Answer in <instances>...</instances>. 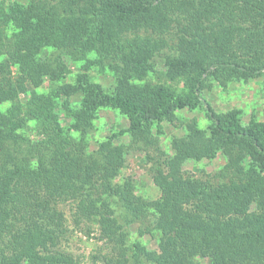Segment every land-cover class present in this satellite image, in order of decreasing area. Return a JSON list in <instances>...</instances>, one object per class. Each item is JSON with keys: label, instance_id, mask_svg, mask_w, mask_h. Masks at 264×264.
<instances>
[{"label": "trees", "instance_id": "obj_1", "mask_svg": "<svg viewBox=\"0 0 264 264\" xmlns=\"http://www.w3.org/2000/svg\"><path fill=\"white\" fill-rule=\"evenodd\" d=\"M157 56L181 88L143 82ZM65 58L83 62L75 82L66 81ZM92 65L109 68L113 88L94 80ZM262 76L264 0L0 1V104L12 103L0 110V264H77L62 247L69 201L75 219L96 223L112 244L104 264H264V119L202 105L215 82L226 88L235 77ZM102 107L129 125L89 150ZM200 107L207 124L188 121L172 140L174 156L161 149L153 129L163 133L177 111ZM28 121L42 130L39 140L24 137ZM124 133L132 146L158 151L146 154L161 178L159 198L138 194L131 177L116 181L126 152L116 137ZM218 153L226 162L212 175L184 169ZM150 217L159 251L140 242L134 251L127 225Z\"/></svg>", "mask_w": 264, "mask_h": 264}, {"label": "rangeland", "instance_id": "obj_2", "mask_svg": "<svg viewBox=\"0 0 264 264\" xmlns=\"http://www.w3.org/2000/svg\"><path fill=\"white\" fill-rule=\"evenodd\" d=\"M4 2H10L12 0H0ZM24 1V0H21ZM170 52L169 49H164V53ZM164 53L162 55H164ZM69 64L71 72L67 75L66 81L75 82L76 76L82 70L81 66L83 62H72L70 59L65 58ZM156 70L151 72L143 82L146 80L152 83L167 82L173 86L181 88V82H172L165 76V67L163 64V56H157ZM15 67H13V72ZM96 82L101 83L106 89H111L115 85L116 79L113 73L108 67H105L103 71H100L98 66H91L89 71ZM48 77L39 91H45L48 89ZM27 95H21L20 99L25 100ZM74 105L80 104V97L72 99ZM206 103L217 111L223 112L232 108H240L242 110V117L244 121H248L251 118H257L259 120L264 119V76L244 81L241 78L235 77L233 81L229 83L226 88L220 86L215 82L211 89L205 90L202 93V105L206 107ZM12 106L11 102H4L0 104V110L6 112V110ZM203 107L192 109H184L177 111L172 119L163 122V133H157V128L153 129V135H156L159 140V146L169 155L174 156L175 151L172 148V140L174 136H180L185 133V125L188 121L196 118L200 126L204 127L208 119L205 115ZM61 123L68 126L71 123V118L65 116V113H60ZM30 130L26 129L24 137H30V139L36 141L43 137L42 130L34 128V124L28 121ZM129 125L126 115H123L119 110L112 109L110 107H102L98 112V117L94 120L93 127L89 130L86 139L89 142L88 149L93 150L97 147V144L112 134L117 133L121 129H126ZM41 131V132H40ZM75 136L78 133L74 134ZM118 142L124 145L125 159L124 164L120 169V173L116 178V181L123 182L126 178L131 177L136 186V192L143 197L152 200L159 198L161 195V178L154 176V171L151 170L152 162L148 160L147 154L157 156L158 151L154 147H149L146 150L143 148H137L132 146L130 133H124L117 136ZM85 139V140H86ZM226 162V158L222 153H218L213 159L204 158L201 160H188L184 164V169L191 173L194 177H207L216 173L221 169ZM61 208L65 212L67 218L68 233H66L64 240L62 241V247L67 252L72 253L77 257V264H104V259L110 256L112 253V244L103 239L98 230L96 223L86 220H76L73 215L72 203H62ZM118 208H123L118 206ZM256 205L252 203L249 206V210H254ZM126 212V211H125ZM123 212V213H125ZM123 223L125 221H122ZM129 231V244L134 250L133 244L140 242L148 251L153 254L159 251L158 240L159 233L153 230V218L144 219L142 221L134 222L131 225H127ZM152 229L149 232L141 233L143 229ZM135 251V250H134ZM98 256V257H96Z\"/></svg>", "mask_w": 264, "mask_h": 264}]
</instances>
